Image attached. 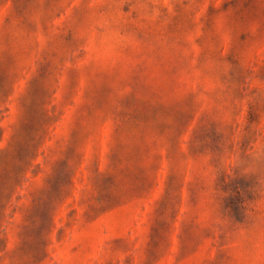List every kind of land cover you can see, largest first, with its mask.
<instances>
[{"label": "rangeland", "instance_id": "obj_1", "mask_svg": "<svg viewBox=\"0 0 264 264\" xmlns=\"http://www.w3.org/2000/svg\"><path fill=\"white\" fill-rule=\"evenodd\" d=\"M261 148L264 0H0V264H264Z\"/></svg>", "mask_w": 264, "mask_h": 264}, {"label": "clouds", "instance_id": "obj_2", "mask_svg": "<svg viewBox=\"0 0 264 264\" xmlns=\"http://www.w3.org/2000/svg\"><path fill=\"white\" fill-rule=\"evenodd\" d=\"M232 167L239 169L244 176L255 175L258 178L257 189H264V148L248 152L237 153L233 159Z\"/></svg>", "mask_w": 264, "mask_h": 264}]
</instances>
